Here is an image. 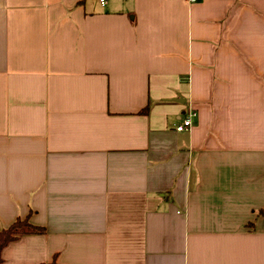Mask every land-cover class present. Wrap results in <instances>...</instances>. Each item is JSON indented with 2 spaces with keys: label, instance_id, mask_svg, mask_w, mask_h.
Listing matches in <instances>:
<instances>
[{
  "label": "crops",
  "instance_id": "1",
  "mask_svg": "<svg viewBox=\"0 0 264 264\" xmlns=\"http://www.w3.org/2000/svg\"><path fill=\"white\" fill-rule=\"evenodd\" d=\"M263 210L264 0H0V264H264Z\"/></svg>",
  "mask_w": 264,
  "mask_h": 264
},
{
  "label": "trees",
  "instance_id": "2",
  "mask_svg": "<svg viewBox=\"0 0 264 264\" xmlns=\"http://www.w3.org/2000/svg\"><path fill=\"white\" fill-rule=\"evenodd\" d=\"M145 112L146 109L143 110V113ZM258 213L264 215V210ZM44 233H45L44 228L31 225L28 219H16L8 227L0 229V251L6 244L15 240L19 236L28 235V234H44Z\"/></svg>",
  "mask_w": 264,
  "mask_h": 264
},
{
  "label": "built area",
  "instance_id": "3",
  "mask_svg": "<svg viewBox=\"0 0 264 264\" xmlns=\"http://www.w3.org/2000/svg\"><path fill=\"white\" fill-rule=\"evenodd\" d=\"M189 3H195L199 2L201 0H186ZM100 3L103 5L104 0H100ZM196 116L195 112L190 108L187 110L186 116L182 119V122L180 123L179 126L176 127L177 132H183L191 129L192 127V120Z\"/></svg>",
  "mask_w": 264,
  "mask_h": 264
}]
</instances>
